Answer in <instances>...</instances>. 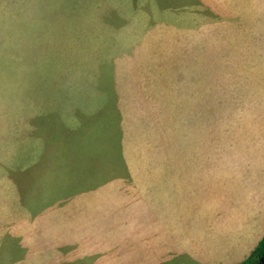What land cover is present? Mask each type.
<instances>
[{"label":"rangeland","instance_id":"obj_1","mask_svg":"<svg viewBox=\"0 0 264 264\" xmlns=\"http://www.w3.org/2000/svg\"><path fill=\"white\" fill-rule=\"evenodd\" d=\"M238 179L264 181V0H0L2 264L35 209L108 205L121 235L147 180ZM86 228L54 264L111 235Z\"/></svg>","mask_w":264,"mask_h":264},{"label":"crops","instance_id":"obj_2","mask_svg":"<svg viewBox=\"0 0 264 264\" xmlns=\"http://www.w3.org/2000/svg\"><path fill=\"white\" fill-rule=\"evenodd\" d=\"M224 184V194L209 189L211 196L204 200L193 188V195H182L194 183L147 180L139 216L128 221L121 235L119 212L109 211L108 205H100L99 211L79 221L71 219L73 212L66 207L58 218L49 205L35 209L15 221L18 232L14 230L12 238L19 242L18 262L54 264L56 245L63 248L72 243L69 235L78 223L88 231L106 230L111 235L86 237L77 244L83 249L78 253L82 257L71 256L62 264H247L252 252L264 249V181L238 179ZM195 201L197 205L191 204ZM204 208L206 212H201ZM57 233L62 236L57 238ZM91 253L95 257H89Z\"/></svg>","mask_w":264,"mask_h":264},{"label":"trees","instance_id":"obj_3","mask_svg":"<svg viewBox=\"0 0 264 264\" xmlns=\"http://www.w3.org/2000/svg\"><path fill=\"white\" fill-rule=\"evenodd\" d=\"M261 243L264 244V237ZM263 252L264 249L261 252H256V251L252 252L251 255L249 256V262L247 264H255Z\"/></svg>","mask_w":264,"mask_h":264},{"label":"water","instance_id":"obj_4","mask_svg":"<svg viewBox=\"0 0 264 264\" xmlns=\"http://www.w3.org/2000/svg\"><path fill=\"white\" fill-rule=\"evenodd\" d=\"M263 260H264V252L261 254V256L259 257V259L257 260L255 264H261Z\"/></svg>","mask_w":264,"mask_h":264},{"label":"flooded vegetation","instance_id":"obj_5","mask_svg":"<svg viewBox=\"0 0 264 264\" xmlns=\"http://www.w3.org/2000/svg\"><path fill=\"white\" fill-rule=\"evenodd\" d=\"M261 264H264V260H263V262Z\"/></svg>","mask_w":264,"mask_h":264}]
</instances>
